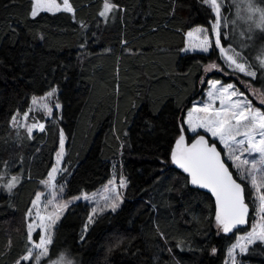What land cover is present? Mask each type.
Instances as JSON below:
<instances>
[{
  "label": "trees",
  "instance_id": "trees-1",
  "mask_svg": "<svg viewBox=\"0 0 264 264\" xmlns=\"http://www.w3.org/2000/svg\"><path fill=\"white\" fill-rule=\"evenodd\" d=\"M70 2L75 19L65 12L32 18V0H0V170L4 161L15 162L11 174L23 177L12 195L0 189V264H14L25 252L22 220L47 178L60 129L68 173L58 182L66 185L65 200L104 186L114 162L128 183L119 209L97 216L86 233L89 205H71L50 255L65 252L72 264H224L234 237L216 234L212 198L190 187L176 192L179 171L164 162L180 108L191 107L206 88L201 77L235 83L243 92L245 81L260 96L264 77L226 76L215 69L205 74L210 61L224 67L218 51H179L190 27L207 26L210 10L201 0H114L121 9L107 21L99 16L103 0ZM231 42L236 46L239 36ZM261 45L256 33L246 49L253 63ZM51 87H58L62 105L54 111L56 123L46 122L32 139L15 138L12 115L23 114L33 95ZM242 259L264 264V246H253Z\"/></svg>",
  "mask_w": 264,
  "mask_h": 264
},
{
  "label": "snow or ice",
  "instance_id": "snow-or-ice-1",
  "mask_svg": "<svg viewBox=\"0 0 264 264\" xmlns=\"http://www.w3.org/2000/svg\"><path fill=\"white\" fill-rule=\"evenodd\" d=\"M201 3L210 10L207 26L198 24L190 27L185 33V46L179 51L197 54L218 51V59L224 67L210 61L203 66L205 74L215 69L226 76L243 74L252 80L264 77V45L259 47L253 57L255 63L246 54V49L255 43L257 32L264 39V0H201ZM120 9L121 6L114 0H103L99 16L107 21L110 14ZM41 12L53 15L70 13L75 19L76 9L70 0H32L31 17L36 18ZM236 35L239 36V43L233 46L231 40ZM200 83L206 84L207 90L202 93L200 100L191 102V107L185 105L180 108L174 142L170 146L168 160L164 163L179 170L177 183L180 187L174 189L176 192L191 187L207 190L209 198H214L212 218L216 234L229 239L234 237L227 247L225 264H243L242 258L250 253L253 246H264V111L254 107L251 100L233 83H223L220 79L206 80L203 77ZM241 83L246 89L252 88L245 81ZM252 94H256L255 90ZM260 103L264 105V94H261ZM61 108L58 87H51L43 96L31 97L29 109L22 114L24 123H21L19 111L12 115L10 123L14 128H24L27 137L32 139L34 129L44 132L46 128L44 123L37 122L35 116L32 117V123H27L29 113H43L44 117L55 119L54 110ZM65 139L64 131L60 129L55 163L47 173V178L41 181L46 192H36L31 206L25 212L27 244L25 252L14 264H72L65 252L56 254L55 258L50 255L55 233L65 211L80 200L95 205L84 225L83 231L86 233L88 225L94 223L97 216L106 210L116 212L123 202L121 190L127 187L128 181L120 174L117 183L115 164L113 179L108 181L99 199L97 194L90 195L87 192L68 200L63 198L66 185L59 184L56 176L67 171L60 167L65 155ZM10 164L15 166V162H3L0 189L12 195L23 177L21 173L11 174ZM160 235L164 236V233ZM217 251L213 247L211 254L216 255Z\"/></svg>",
  "mask_w": 264,
  "mask_h": 264
},
{
  "label": "rangeland",
  "instance_id": "rangeland-1",
  "mask_svg": "<svg viewBox=\"0 0 264 264\" xmlns=\"http://www.w3.org/2000/svg\"><path fill=\"white\" fill-rule=\"evenodd\" d=\"M59 2V1H58ZM60 2H62V0H60ZM233 11H234V9H233ZM257 33H259V32H257ZM238 39V37L236 38V40ZM185 42H186V36H185ZM236 43H237V41H235ZM189 53H193V52H189ZM209 73H211V72H209ZM223 82V81H222ZM224 83V82H223ZM233 84H235V83H233ZM236 85V84H235ZM237 87V86H236ZM238 88V87H237ZM239 89V88H238ZM206 90H207V85H206V88L203 90V92L202 93H205L206 92ZM240 90V89H239ZM246 90V92L244 91V94L248 97V99L249 100H251V102H252V104H253V106L254 107H258V108H261V110L262 111H264V105H261V103H260V94H259V92H258V90H256V89H253V88H251V89H245ZM253 90H255V95H253L252 94V92H253ZM241 91V90H240ZM241 92H243V91H241ZM202 93H201V95L197 98V99H195V100H200L201 99V97H202ZM217 104H218V102H217ZM54 111H57L58 112V110H54ZM33 116H35L36 117V120H37V122H42V123H46V122H48V123H50V124H52V123H56V119H53V118H47V117H44L43 116V113H36V112H30L29 113V120L27 121V123H32L33 122V120H32V117ZM20 120H21V123H24V121H23V118H22V114H21V117H20ZM10 126H11V128H12V135L15 137V138H24V139H29L28 137H27V134H26V131H25V129L24 128H22V127H20V128H14L12 125H11V123H10ZM35 133H40V131L38 130V129H34V131H33V135L35 134ZM55 163V158H54V160H53V163H52V165ZM230 163V162H229ZM116 165V168H115V173H116V181H117V183H118V179H119V176H120V174H122L123 175V172H122V166H121V164L120 163H117V162H114L113 163V165ZM62 165H63V161H62V164L60 165V167H62ZM63 168V167H62ZM11 169H12V167H11ZM51 169V168H50ZM50 169H49V171H50ZM65 169V168H64ZM48 171V172H49ZM235 171V170H234ZM66 173H68V171H65V172H61V173H59V174H57V176H56V180H57V182H58V180H59V178L60 177H62V176H64V175H66ZM124 176V175H123ZM125 177V176H124ZM110 179H113V166H112V176H111V178ZM45 180V179H44ZM59 183V182H58ZM108 184V182L104 185V186H102L101 188H99L97 191H95V192H93V193H95V194H97V199H99L100 198V196H102L103 195V193H104V190H105V186ZM38 191H43V192H46V189L44 188V186L40 183V186H39V190ZM37 191V192H38ZM124 191H125V188L124 189H122L121 190V196H122V199L124 200ZM93 193H91V194H93ZM90 194V195H91ZM77 202H85V203H87L88 205H89V207H90V211H91V208L93 207V206H95L92 202H89V201H84V200H80V201H77ZM123 203V202H122ZM121 203V204H122ZM121 204H120V206H121ZM119 209V208H118ZM110 210H106L105 212H109ZM110 212H112V211H110ZM22 222H23V224L25 225V222H24V219L22 220ZM25 233H26V230H25ZM226 259H227V257H226ZM71 261H72V259H70ZM225 262H226V260H225ZM225 264V263H224Z\"/></svg>",
  "mask_w": 264,
  "mask_h": 264
},
{
  "label": "water",
  "instance_id": "water-1",
  "mask_svg": "<svg viewBox=\"0 0 264 264\" xmlns=\"http://www.w3.org/2000/svg\"><path fill=\"white\" fill-rule=\"evenodd\" d=\"M174 167V166H173ZM175 168V167H174ZM176 169V168H175ZM177 170V169H176ZM179 171V170H178ZM191 188V187H190ZM192 189H194V188H192ZM199 191H201V192H204V193H207V190H199ZM208 194V193H207ZM210 195V194H209ZM214 198H212V200H213Z\"/></svg>",
  "mask_w": 264,
  "mask_h": 264
}]
</instances>
